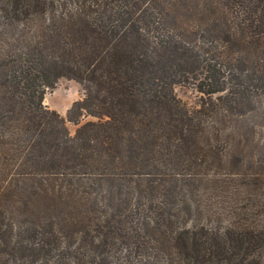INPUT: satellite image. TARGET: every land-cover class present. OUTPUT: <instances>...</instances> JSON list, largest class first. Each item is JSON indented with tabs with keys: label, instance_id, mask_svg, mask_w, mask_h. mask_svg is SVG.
<instances>
[{
	"label": "trees",
	"instance_id": "16d2710c",
	"mask_svg": "<svg viewBox=\"0 0 264 264\" xmlns=\"http://www.w3.org/2000/svg\"><path fill=\"white\" fill-rule=\"evenodd\" d=\"M263 97L264 0H0V264H264Z\"/></svg>",
	"mask_w": 264,
	"mask_h": 264
},
{
	"label": "rangeland",
	"instance_id": "374dc122",
	"mask_svg": "<svg viewBox=\"0 0 264 264\" xmlns=\"http://www.w3.org/2000/svg\"><path fill=\"white\" fill-rule=\"evenodd\" d=\"M175 93L180 99H182L186 104H188L192 108L200 107L203 101L208 100V95L198 90V87L193 82L178 84L175 87ZM84 96V89L79 82L73 79L62 77L58 80L54 88L47 90L45 94L44 104L50 109L56 110L57 112L65 116L67 118V125L70 131L72 133H75L77 125L72 120L68 119V110L71 108L75 101L82 100ZM260 100L261 101L259 102L258 106L263 108L264 97ZM93 119L94 118L91 116H83L81 122L83 123ZM260 154L261 158L264 159V154H262L261 149ZM257 157H259V155ZM225 172H229V168H226ZM260 174L264 178V173ZM247 190H250V188H247ZM252 194L254 195L253 190ZM120 250H125L123 249L122 243L117 251ZM124 253H120L117 255L119 264H127V261L131 262L135 260V257L132 256L126 258V256H124Z\"/></svg>",
	"mask_w": 264,
	"mask_h": 264
}]
</instances>
